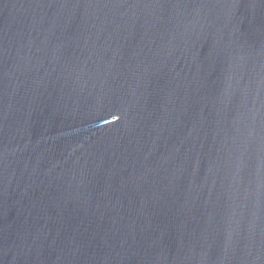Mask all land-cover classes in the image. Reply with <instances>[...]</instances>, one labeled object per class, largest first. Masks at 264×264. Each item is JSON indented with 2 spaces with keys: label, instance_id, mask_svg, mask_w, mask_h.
<instances>
[{
  "label": "water",
  "instance_id": "water-1",
  "mask_svg": "<svg viewBox=\"0 0 264 264\" xmlns=\"http://www.w3.org/2000/svg\"><path fill=\"white\" fill-rule=\"evenodd\" d=\"M0 264H264V0H0Z\"/></svg>",
  "mask_w": 264,
  "mask_h": 264
}]
</instances>
